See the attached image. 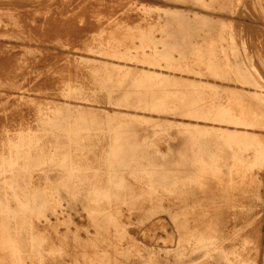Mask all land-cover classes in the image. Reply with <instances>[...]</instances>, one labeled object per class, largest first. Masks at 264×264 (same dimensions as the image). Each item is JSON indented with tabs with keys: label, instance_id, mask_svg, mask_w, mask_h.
<instances>
[{
	"label": "rangeland",
	"instance_id": "1",
	"mask_svg": "<svg viewBox=\"0 0 264 264\" xmlns=\"http://www.w3.org/2000/svg\"><path fill=\"white\" fill-rule=\"evenodd\" d=\"M184 1L0 0V156H6L5 147L6 144L12 141V137L16 133L14 128H23V123L25 124L27 121V119H24L31 116L34 119V114L40 112L42 107L47 106L45 103L48 101L51 104L59 105L55 106L56 108L50 107V105V108L47 106L49 109H47L46 114L50 117L52 113L56 112L54 110L57 109L55 117L59 118L60 124L53 132L57 139L69 143L63 145L68 146L70 150H72L71 147L73 146L79 152L82 151L88 156L110 155V157L107 156L108 166L95 168V172L104 173V178L107 177V181L109 178V182H107L109 194L117 192L114 187L117 185V178L121 176L119 172H114L115 167L111 164L113 161L111 155L115 152L113 146L119 142V140L115 141L118 139L114 138L115 134L121 137L125 134L128 136L130 134L133 137L134 135L143 134L139 135L141 141L139 142L145 146L143 150L146 152L156 151L157 158L163 159V161L171 165H173V159L179 155L178 150L182 148L180 144L183 137H190L191 140H200V145L203 148L216 145L218 149L223 150V153L226 150L224 158L229 157V150L233 148V144L236 142L239 144V141H237L238 137L228 133H217L210 127L205 128L204 122L201 120L198 121V125L185 123L182 126L178 120L180 118L170 113V115L166 116L167 123H156L145 134L135 129L136 125L133 126L127 121H125V124L114 128L111 125L115 120H124L126 116V119L138 121L139 118L143 119V115L148 117V115L153 114L154 120L157 119L158 112L145 113L135 109L120 107L116 98L125 96V94L110 93V90L114 89L124 92L131 86L132 89L134 86H141V83H144L142 87L151 89V92L156 93V95L164 92L166 88L170 89L169 91L172 94H183L189 97L190 101L193 102L195 100L194 107L200 110L204 109L202 104H207L210 99L208 95H211L210 102L215 99V105L216 100H223L224 103L220 102L216 107L214 102L213 105L209 102L207 105L205 104L209 107L208 111L214 112L215 109L218 111L219 108V112L215 111L219 115L222 110H225L224 108L227 105L226 109L229 108L231 111L235 107L234 109L236 110H233L232 113L238 111L235 113L236 116L240 115L250 120L254 115H257L253 118L256 121L261 119L259 122L264 123V0H208L207 5L204 6L197 5L196 2L191 0ZM126 16H129V20H126ZM133 17L138 18H134L136 19V24ZM124 21L126 22L124 23ZM111 28L113 29L111 30ZM114 28H117V32ZM148 28L150 29L149 31ZM144 30L147 31V34ZM94 31L97 35L92 37ZM120 32L125 34V40L124 34L120 35ZM114 33L119 34L120 37ZM127 33L132 35V39H134L131 40L130 35L127 36ZM149 33L153 34L150 35ZM149 35L152 38V42L150 41L151 38L149 40ZM144 37L148 41L144 39L146 44L142 42ZM103 38L108 42L103 41ZM155 38L156 40H153ZM82 39L83 41H81ZM86 39L89 43L85 41ZM161 40H163V43L161 42L162 44L159 45ZM125 41L128 43H125ZM108 46L109 48H107ZM132 46H136L134 47L136 49H130L133 48ZM168 46L171 47L167 48ZM138 47L140 49H137ZM107 51H112L113 56L114 54H121H118V58V55H115L114 59L112 58L113 56L110 57V53L109 55L106 53ZM177 53L180 54L176 55ZM168 54H170V57ZM127 56L129 57L127 58ZM131 57L135 60L132 61ZM174 58L179 59V61L177 59L174 60ZM220 58L223 59V63ZM21 60L22 62H20ZM166 61L168 62L166 63ZM135 62L137 63L135 64ZM65 67L67 68L66 71L63 69ZM123 68L127 71L125 72L126 74L123 73ZM200 69L201 71L203 69L204 72H201ZM47 71L50 74L54 73L50 75ZM137 72L140 73L138 74ZM102 74H105V76ZM137 74L138 77H136ZM212 74L215 75L213 76ZM101 76L104 78H101ZM35 77L38 78L36 81L46 78L50 80L48 83L51 85L55 83L58 86L61 84L65 87L48 92L49 94L45 91L31 92L26 85L30 81L35 80ZM145 77H147V83L144 81ZM105 79L107 81H104ZM117 84H119L120 88ZM101 86L104 88L102 89ZM68 87L72 91L67 92ZM92 88H95V90ZM28 96H32V98H28ZM212 96L214 97L212 98ZM23 102H26L24 103L25 105L22 104ZM34 104L36 105L34 106ZM22 105H24L25 109ZM210 105L216 108L214 110L210 109ZM32 107H35V109ZM26 109L27 111H25ZM93 111H101L105 114L103 118L109 124L107 126L109 132L99 134L85 133L79 127L77 130V133L78 131L79 133L75 134L76 130H72L71 127L74 126L77 116L86 113L92 114ZM31 113L34 114L32 115ZM15 114H18V117ZM25 114L27 117L24 118ZM14 115L16 119H19H14ZM135 115L138 118L134 117ZM260 116L263 117L261 118ZM162 117L164 118V116ZM11 118L13 120L10 123ZM173 119H177V121H173ZM191 121L196 122L195 119ZM9 123L14 125L8 128ZM131 128L135 130L132 131ZM111 130H113V133ZM131 132H134V134ZM259 133H263L262 137L264 138V129L260 130ZM109 135H111V138ZM74 137L76 138V143L71 145L70 140ZM176 140L179 144H177ZM191 140L190 143L192 144H190L189 148L195 150L191 156L192 159L194 158L192 163L196 165L195 176L193 175L190 180L182 181L183 183L176 187L172 197H164L161 202L165 210L159 209L151 218L140 220L137 214L126 210L128 207H123L126 219L129 220L126 225L129 238L123 249H120L121 246L119 245L121 244H110L109 242V244H105L106 241L88 239L86 234L92 228L88 229L86 216L81 207L72 206L71 208H66L67 206H65V215L69 217L73 224L69 229L66 225H62L58 226L57 230H44L42 234L52 235L55 233L53 238H49L44 242V248L43 245L33 246L30 242L5 244L3 239H1L3 236L0 234V264H264V163L255 168L253 172V181L255 182L253 187L257 190L253 188L254 190L248 191L249 193L252 192V195L249 193L245 194L244 189L239 187L237 189V186L234 188L232 186L229 187L228 169L222 163L223 160H219L218 166L213 165V162L209 159V161L206 159V161L201 162L202 164H198L200 163L198 158L202 155L197 150L200 145H194ZM210 140L215 142V144L208 143ZM123 142L126 143L124 140ZM105 143L106 145H104ZM207 143L208 145H206ZM160 146L162 149H160ZM220 164L223 166H220ZM200 173L202 175H199ZM232 184H234V181ZM198 186H201L199 187L200 190L202 189L201 193ZM140 190V186L130 188L131 192ZM197 190L198 194L195 198L194 194L197 193ZM229 192H232V195L240 196H236L237 198L233 197ZM189 193L190 195L193 194V197H190ZM187 197L191 204L190 202L187 203ZM210 197L211 199H209ZM174 198L181 199V202L176 201ZM206 198L207 200H205ZM198 199H203V202L200 200L199 204ZM193 204L195 205L193 206ZM181 210L186 211V213H180ZM188 210L189 212H187ZM144 228L149 229V232ZM189 231L191 232L189 233ZM66 233L67 235L65 236ZM206 233L207 235L205 236L204 234ZM55 235L56 237L57 235L60 236L58 240L53 242L56 239ZM71 236H74V239ZM207 239L208 241H205ZM53 243L55 244L52 245ZM46 244H50V246ZM106 247H108L107 250L105 249ZM70 248L72 249L70 250ZM18 251L22 252L20 254L21 260L17 258L20 255H15ZM75 252L78 253L76 254Z\"/></svg>",
	"mask_w": 264,
	"mask_h": 264
},
{
	"label": "bare ground",
	"instance_id": "2",
	"mask_svg": "<svg viewBox=\"0 0 264 264\" xmlns=\"http://www.w3.org/2000/svg\"><path fill=\"white\" fill-rule=\"evenodd\" d=\"M188 1H190V0H188ZM191 1L196 2L197 5H200V6L207 5V2H208V0H191ZM184 2H186V1H184ZM72 3H74V2H72ZM66 5H67V3H66ZM121 6H122V4H121ZM204 8H206V7H204ZM213 8H214V6H213ZM216 9H217V7H216ZM77 11H78V9H77ZM89 11H92V10H89ZM122 11H123V9H122ZM136 11H138V10H136ZM120 12H121V10H120ZM142 14H145V13H142ZM78 15H79V13H78ZM125 15H126V13H125ZM57 17H59V16H57ZM128 17L126 16V20L128 19ZM134 18L138 19L137 17H133V19ZM136 19H134V21ZM115 20H116V18H115ZM91 21H93V20H91ZM125 22L126 21H124V23ZM66 23H67V21H66ZM97 23H99V22H97ZM106 23H108V22L106 21ZM121 24H122V22H121ZM135 24H136V21H135ZM133 25H132V29H133ZM127 27H129V26H127ZM144 28H145V25H144ZM144 28H142V29H144ZM61 29H62V27H61ZM112 29L113 28H111V30ZM120 29H121V27H120ZM124 29H125V27H124ZM149 30L150 29L148 28V31ZM155 30H157V29H155ZM163 30H165V29H163ZM161 31H162V29H161ZM97 32H99V31H97ZM116 32H117V30H116ZM120 33H121L120 35L124 34V33L122 34V32H120ZM145 33L147 34V31H145ZM154 33H155V31H154ZM114 34L117 35L116 33H114ZM149 34L152 35L153 33H149ZM95 35H97V34L94 31V34H93L92 37H94ZM120 35H119V37H120ZM129 35L130 34L127 33V36H129ZM141 35L142 34H140V36ZM150 35H149V40L151 38ZM168 35H169V33H168ZM124 36H125V34H124ZM161 36L163 37V35H161ZM92 37H91V39H92ZM130 37H131V40L134 39V38L132 39V35H130ZM142 37H143V35H142ZM145 37H147V36H145ZM145 37L143 38V41H142L143 43L146 40ZM165 37L168 38L167 36H165ZM125 38H126V36L124 37V40H125ZM147 39H148V37H147ZM136 40H137V38H136ZM153 40H156V38L153 39ZM81 41H83V39ZM85 41L88 42L87 39ZM103 41L108 42V41L104 40V38H103ZM150 41L152 42V38H151ZM126 42L127 41H125V43ZM161 42L163 43V40L160 41L159 45L162 44ZM144 44H146V43H144ZM80 45H81V43H80ZM85 45L87 46L86 43H85ZM98 45H99V43H98ZM212 46H210V47H212ZM134 47H136V46H134ZM134 47L130 48V49H136ZM139 47L137 49H140ZM170 47L171 46H168L167 48H170ZM175 47H177V46H175ZM107 48H109V46ZM75 49H76V47H75ZM76 50H78V49H76ZM82 51H80V53H82ZM108 51L106 53L108 55L110 53L111 54L110 57H112L113 56L112 55L113 53H111L112 51H110V52H108ZM129 52H131V51H129ZM115 53H117V52H115ZM118 54L120 55L121 53H118ZM118 54H114V56L115 55L117 56ZM178 54H180V53H177L176 55H178ZM119 55L117 56V58L119 57ZM123 55H124V53H123ZM168 55L170 57V54H168ZM114 56L112 58H114ZM137 56H135V57H137ZM128 57L129 56H127V58ZM177 58H174V60L177 59ZM205 58H206V56H205ZM69 59H70V57H69ZM109 59H111V58H109ZM120 59H122V58H120ZM117 60L119 61V59H117ZM124 60H125V56H124ZM134 60L135 59L132 58V61H134ZM177 60L179 61V59H177ZM220 60L223 63V59L220 58ZM136 61H138V59H136ZM20 62H22V60ZM127 62H128V60H127ZM144 62H145V60H144ZM167 62L168 61H166V63ZM214 62H216V61H214ZM132 63L134 64V62H132ZM136 63L137 62H135V64ZM146 63H147V61H146ZM171 63H172V61H171ZM176 63H178V62L176 61ZM70 64H72V63H70ZM108 66H109V63H108ZM116 68L118 69L117 66H116ZM61 69H62V67H61ZM63 69L66 71L67 68L65 67ZM120 70L122 71V69H120ZM173 70H174V68H173ZM71 71H72V69H71ZM112 71H114V70H112ZM123 71H124L123 73L127 72V71L124 70V68H123ZM200 71H201V69H200ZM202 71H203V69H202ZM48 73L50 74V72H48ZM48 73H47V75H49ZM53 73H51V74H53ZM55 73H56V71H55ZM100 73H101V71H100ZM35 74H37V73H35ZM138 74L136 75V77H138ZM55 75L57 76V74H55ZM212 75L214 76L215 74H212ZM99 76H97V77H99ZM103 76H105V74ZM121 76L123 77V74ZM207 76H209V75H207ZM45 77H47V76H45ZM59 77H61V76H59ZM108 77H110V76H108ZM108 77H107V79H108ZM47 78H49V77H47ZM101 78H104V77L101 76ZM116 78H118V77H116ZM145 78L146 79L144 81L147 80V77H145ZM37 79L38 78L35 77V80L30 81V83L26 85L27 88L29 90H31V92L38 93L40 91H45V92L48 93V92H51V91H54V90L63 89L65 87V86H63L61 84L59 86L57 84H55V83L53 85L49 84L48 81L50 82V80H49L50 78L49 79L44 78V79H42L40 81H36ZM66 79H67V77H66ZM142 79H140V80L142 81ZM153 79H154V77H153ZM137 80H138V78H137ZM104 81H107V80L105 79ZM219 81H220V79H219ZM146 83H147V81H146ZM21 84H20V86H21ZM108 84H110V83H108ZM114 84H116V83L114 82ZM136 84H138V82H136ZM117 85L119 87V84H117ZM142 85H144V83L143 84L141 83V86H137V85H136L137 87L134 86L133 89H132V86H131V88H127L126 91H124V92H121L119 89H114V90H110V93L112 92V93H117V94H125V96H122L120 98H116V101H117V103H119L118 105L120 107H123L125 109L130 108L132 110L135 109V110L143 111L145 113H147V112H150V113L158 112V114L156 116L157 119L154 120V118H153L154 115L153 114L148 115V117L143 115V117H142L143 119L139 118L138 121H136L134 119L133 120L126 119L127 118V116H126L124 118V120H115V122L111 123L112 128H114L115 126H118V125L120 126L121 124H125V121H127V123H131V124H133V126L136 125L135 129H138L139 131H142V133L145 134V132L147 130H149L152 127V125H154L156 123H161V124L167 123L168 120H167L166 116L170 115V113H172V114H174V115H176V116H178L180 118L178 120H179L180 125H182V126L185 123H188V125L192 124V123H195L196 125H198V121L201 120V121L204 122V127L205 128L210 127L211 129H213V131H216L217 133H222V134L223 133L224 134L228 133V134H233V135L237 136L238 137L237 141H239V144L236 142L235 144H233V148L229 147L232 151L228 149L229 150V157H227V158L225 157L224 158V153L226 152V150H224V153H223V150H221L220 148L218 149L216 145H211V146H208L206 148H203V146L200 145L201 144L200 140H191L190 137H183V140H182V142L180 144V146H182V148L178 150V154L179 155H178L177 158L173 159L174 162H172L173 165H171V164H167L166 161H163V159L157 158L156 157V155H157L156 151L146 152V151L143 150L145 148V146L142 143H140L141 141H140V137H139V135H143V134H138V136L134 135V137L132 135H130V134H129V136L125 134L123 137L118 136V135L115 134L114 138H118L115 141L119 140V142L116 143V145L113 146L115 148V152H113V154L111 155L112 159H113L111 164L115 167L114 172L115 173L119 172V174L121 176H119V178H117V182H116L117 185L114 187V190H117V192L113 193V194H109V192H108L109 188H108V185H107V182H109V178H108V181H107V177L104 178V173L103 172H99V171L95 172V168L97 169L98 167L100 168L102 166H108L109 162H107V156L110 157V155H104V154L100 155L99 154L97 156L96 155L88 156V155H85L84 153H82V151L79 152L73 146L71 147L72 150H70L68 146L63 145V144H69V143L64 141V140L57 139V136H55V134L53 132V130L55 128H58V125L60 124L59 121H58L59 118L55 117L56 114H57V109L54 110L56 112L52 113V115L50 117H48L47 114H46V111H48L47 109H49L50 107L56 108L55 106H59V105L58 104L54 105V104H51V103H49L47 101L45 104H47L48 107L50 105V107L47 108V106H44V107L41 108L40 112H37L35 114L33 113L34 114V119L31 118L33 116L30 117L31 120L33 119L32 121L30 120L29 117L26 116V114L24 115V118L27 117L24 120L27 119V121H26L25 124L23 123V126H22L23 128L16 129V128H14L15 126L13 127L15 129L16 133H15V135H13L12 141H10V143L6 144V147H5L6 156L5 157H4V155L0 156V234L3 236L1 239H3L5 244H16V243L20 244L22 242H25V243H29L30 242L33 246H35V245H37V246L43 245L44 242L47 239L53 238L55 233L50 235V234H47V233L42 234V232L44 230L45 231L57 230L59 228L58 226H62V225L63 226L66 225L68 227V229H69V227H71L73 222L69 219L68 216L65 215V213H66L65 209L68 208V207L71 208L72 206H74V207L80 206L81 210L83 211V213L86 216L85 217L86 218V222H87V224L89 226L88 229L90 227L92 228L91 230L89 229L90 231H88L87 234L85 233L88 236V239H93V240H98V241L102 240L104 242L106 241L105 244H107L108 242L110 244L111 243H115L117 245L121 244V245H119V246H121L120 249H123V247L125 246L128 238H129V236H128L129 233H127L128 231H126V225L128 224L129 220L126 219L127 217L124 214L123 207H126V208L128 207L126 210L132 211L135 214H137V216H139L140 220H146L148 218H151L158 212L159 209L165 210V208L162 207L163 204L161 202V200L164 197H168V196L172 197V195L176 191V187H178L179 184L183 183L182 181L187 180V179L190 180V179H192L191 177L193 175L195 176L196 165H194L192 163L194 158L192 159V157H191L195 150H191V148H189L190 144H192V143H190V140L194 142L193 143L194 145L195 144H196V146L200 145L199 149H197V150L202 155L199 156V158H198V162H200L198 164H202L201 162H204L207 159V161L210 160L211 162H213V165L218 166V162L221 159V160H223L222 163H224L225 167L228 169L227 174H228V176L230 178L229 182H228L229 183V187L232 186L234 188V187L237 186V189H238V187L241 188V189H244L245 190L244 192H246L245 194H248L250 191L255 189L253 187V185L255 183L253 181L254 169L264 163V138L262 137L263 133L262 134L259 133L260 130L264 129L263 128L264 127V123L262 124V123L259 122V121H261V119L259 121H256L254 119L257 115H254L253 116L254 118L252 117V119L248 120L245 117H242L240 115L236 116L235 113L238 112V111L232 113L233 110L234 111L236 110V109H234L235 108L234 106H233L234 108H232L233 109L232 111L229 108L226 109L227 105L224 108L225 110H222L221 113L219 115H217L218 113H215V111H216L215 108L217 107L216 105L218 103H220V102L224 103V101L223 100L222 101H217L216 100V105H215V102H214L215 99L212 100L211 102L209 101V100H211V97H210L211 95H208V97L210 98L208 100V103L210 102L213 105V102H214V105L216 107L213 106L214 107L213 108L210 105V109L211 108L213 110L215 109L214 112L211 111V110L208 111L209 107L206 106L208 103L207 104L206 103L202 104V106L204 105L203 106L204 109L203 108L202 109L205 110V111L197 109V108L195 109V107H194L195 106V103H194L195 100L192 102V101L189 100V97H186L183 94H180V93L172 94L169 91L170 89L166 88V89H164V92H162V93L160 92L159 95H156V93H152L151 92V89L144 88V87H142ZM145 85H147V84H145ZM153 86H154V84H153ZM202 87H204V86L202 85ZM95 88H97V87H95ZM95 88H92V89L95 90ZM103 88L104 87H102V89ZM90 89H91V87H90ZM166 90H168L169 92L166 91ZM69 91H72V89H70L68 87L67 88V92H69ZM221 93H223V92H221ZM11 96H12V94H11ZM51 97H52V95H51ZM213 97L214 96H212V98ZM28 98H32V96H28ZM232 98H233V96H232ZM205 101H206V99H205ZM241 101H243V100H241ZM39 102H37V103H39ZM234 102H232V103L234 104ZM24 103H26V102H23L22 104H24ZM31 104H32V102H31ZM31 104H30V106H32ZM36 104H34V106ZM244 104H246V103H244ZM24 105H22L23 108H24ZM118 105H115V106H118ZM205 107H207L208 109L205 108ZM33 109H35V107ZM132 110H131V112H132ZM25 111H27V109ZM120 111H122V110H120ZM126 111L129 113L128 110H126ZM30 112H32V111H30ZM216 112H219V108H218V111H216ZM212 113H214L215 115L212 114ZM247 113H248V111H247ZM162 114H164V115H162ZM15 115L17 116L18 114H15ZM15 115H14V119H16ZM20 115H21V113H20ZM27 115H28V113H27ZM103 115H105V114L103 112H101V111H96V112L93 111L92 114H90V113L79 114L77 116V120L74 122V126L71 127V128H72V130H76L75 134L77 133V130L79 129V127L82 130H84L85 133H88V132L89 133H93V134L107 133V132H109V130H107V126L109 124H108V122L106 120H104V118H103L104 116ZM115 115H117V114H115ZM120 115H121V113H120ZM118 116H119V114H118ZM122 116H123V114H122ZM162 116H164V118ZM134 117H136V115ZM136 118H138V117H136ZM18 119L19 118H17L16 120H18ZM120 119H121V117H120ZM186 119H188V121H186ZM192 119H195L196 122L191 121ZM12 120H13V118H11L10 123H11ZM61 120H62V118H61ZM22 121H23V119H22ZM173 121H177V119H173ZM10 123H9V127L7 126L8 128H10L11 126L14 125V124L10 125ZM18 123H19V121H18ZM16 125H17V123H16ZM135 129L131 128L132 131L135 130ZM112 131L113 130H111V132ZM117 131H119V130H117ZM78 133H79V131H78ZM131 133L134 134V132H131ZM182 133H183V131H182ZM146 135H148V134H146ZM150 135H151V132H150ZM109 137L111 138V135H109ZM123 140L126 141V143L123 142ZM130 140H132V141H130ZM75 141H76L75 137L71 138V140H70L71 145H73V143L75 144L76 143ZM176 142H177V140H176ZM208 143L215 144V142H212L211 140L208 141ZM208 143L206 145H208ZM110 144H111V142H110ZM177 144H179V143L177 142ZM104 145H106V143ZM156 146H158V145H156ZM160 149H162V147ZM221 165L222 164H220V166ZM261 169H263V168H261ZM93 174H95V175L93 177H91ZM199 175H202V174L200 173ZM233 181H234V184H232ZM133 185L140 186L141 190L140 191L131 192L130 188L131 187H135ZM199 187H201V186H198V188ZM202 188H203V186H202ZM201 190L199 188L200 193H201ZM255 190H257V189H255ZM227 192H228V190H227ZM229 193H231V195H232V192H229ZM183 194H184V192H183ZM197 194H198V190H197V193L194 194L195 198H196ZM233 194H235V193H233ZM249 194L252 195V192L249 193ZM189 195H190V193H189ZM187 196H188V193H187ZM191 196L193 197V194L190 195V197ZM232 196L234 197L235 195H232ZM236 196H238V195H236ZM211 197H212V195H211ZM211 197L209 199H211ZM213 197H214V195H213ZM207 198L205 200H207ZM175 200L181 202V199H177L176 198ZM193 200H194V198H193ZM200 200H201V202H203L202 201L203 199H200ZM200 200H199V204H200ZM189 202H190V200L188 198V202L187 203H189ZM182 203H183V200H182ZM243 203H245V202H243ZM190 204H191V202H190ZM195 204H193V206ZM236 205H238V204H236ZM65 206H67V207L65 208ZM182 212L186 213V211L181 210L180 213H182ZM187 212H189V210ZM205 215H206V213H205ZM75 216H76V214H75ZM134 216H136V215H134ZM130 220H131V218H130ZM209 222L211 223V221H209ZM129 227H130V224H129ZM85 228H87V227H85ZM146 228H144V229H146ZM195 228H193V229H195ZM65 231H67V230H65ZM190 232L191 231H189V233ZM207 233L204 234V235L206 236ZM17 234H21V235H17ZM193 234H194V232H193ZM66 235H67V233L65 234V236ZM59 236L57 235V237H56V235H55L56 239H54L53 242H55V240H58ZM61 238H62V235H61ZM194 238H195V236H194ZM72 239H74V236L72 237ZM88 239H87V241H88ZM98 241H96V242H98ZM205 241H208V239L205 240ZM50 242H52V241H50ZM196 242H197V240H196ZM54 244L55 243H53L52 245H54ZM48 245L50 246V244H48ZM43 248H44V245H43ZM107 248L108 247H106L105 249L107 250ZM71 249L72 248H70V250ZM32 251H33V249H32ZM110 251H111V249H110ZM20 254H22V252H20V251L15 253L16 256H19ZM81 254H83V253H81ZM17 258L19 260H21V255H20V257H17ZM73 259H74V257H73ZM107 259H108V257H107ZM58 262H59V260H58Z\"/></svg>",
	"mask_w": 264,
	"mask_h": 264
}]
</instances>
